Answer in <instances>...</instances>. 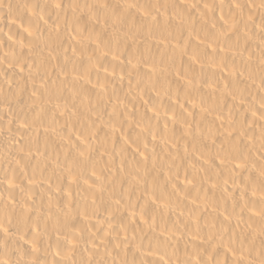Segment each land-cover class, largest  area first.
<instances>
[{
  "label": "bare ground",
  "instance_id": "bare-ground-1",
  "mask_svg": "<svg viewBox=\"0 0 264 264\" xmlns=\"http://www.w3.org/2000/svg\"><path fill=\"white\" fill-rule=\"evenodd\" d=\"M0 264H264V0H0Z\"/></svg>",
  "mask_w": 264,
  "mask_h": 264
}]
</instances>
